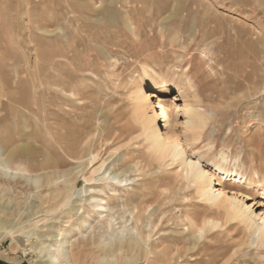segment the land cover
<instances>
[{
    "label": "rangeland",
    "instance_id": "1",
    "mask_svg": "<svg viewBox=\"0 0 264 264\" xmlns=\"http://www.w3.org/2000/svg\"><path fill=\"white\" fill-rule=\"evenodd\" d=\"M159 102L174 117L168 129ZM189 102L208 122L188 155L207 163L226 153L228 168L247 181L216 175V189L264 210V0H0V167L10 159L26 169L0 172V264H146L139 246L134 259L110 257L123 219L116 215L104 231L98 212L84 213L88 188L98 199L112 196L100 178L119 173L110 169L123 157L140 167L124 176L128 184L136 176L169 197L152 215L150 234L138 223L144 236L160 242L189 225L181 220L186 211L209 214L181 182L180 167L150 154L139 114L157 111L160 131L180 133L185 147L177 111ZM95 129L107 141L87 176L102 168L86 183L84 136ZM148 206L149 214L157 202ZM207 236L222 254L217 264H264V247L241 225ZM186 263L192 258L179 262Z\"/></svg>",
    "mask_w": 264,
    "mask_h": 264
},
{
    "label": "bare ground",
    "instance_id": "2",
    "mask_svg": "<svg viewBox=\"0 0 264 264\" xmlns=\"http://www.w3.org/2000/svg\"><path fill=\"white\" fill-rule=\"evenodd\" d=\"M165 83L166 81H163L164 85H162V88H165ZM146 97L142 96V102L146 100ZM159 105L161 109V116L164 118L167 129L174 126V117H172L167 107L162 102H159ZM141 112L139 114L142 118L141 124L144 128L143 130L145 138H143L147 143L146 147L150 154L154 156L157 162L168 161L169 163L167 165L177 164L180 167L178 176L181 182H185L187 184V189L194 188L192 191H195L199 201L196 205L206 208L210 211V213L200 216L195 211L191 214L185 210L187 213L183 214V219H181L188 220L189 222V225L185 226V229L184 227H180L182 229H179L177 228V225L175 229L172 230L170 235L164 234L160 238V242L152 240V238L150 239V236H144V231L139 232L138 230V223L141 222L143 224V228H146L145 230H148L150 234L156 224V221L151 218L152 215L162 209L164 200L169 199V197H167V195L165 197L164 194L166 192H156L155 189L147 187L146 183L148 182H140L136 176L129 178V181H131L132 184L133 182L136 184V186L132 187V192L120 191V187L131 184H128V178L124 177L127 172L137 173L140 170V167L136 163H133L135 160L132 161L127 157H123L117 161L115 160L113 164L110 163L112 164L110 171L116 170L119 171V173L111 176L112 172H109L107 173L108 175L105 174L100 178L101 181L106 182L107 187L113 191L112 196H110V198L107 200L98 199L96 196H94L96 190L91 187L94 185H90L91 188H88L85 191L90 192L89 196L91 204H89V207L84 208L85 214L98 212L101 215L104 231L108 228L112 229L114 227L112 220L116 215V217L123 219V231L119 232L121 235H117L116 238L118 241L116 245L117 251L110 255V257L117 256L121 259H134V250L137 246H139L144 253L142 254L141 258L146 264H161V262L163 264H179L180 260H185L189 257H191L193 261L191 264H217L220 261L218 256L222 254L217 252L219 249L213 250L211 249L213 248L212 246L206 245L207 243L205 240L208 237L207 234L210 232H217L224 226L229 225L230 227L234 224H238V226L241 225L244 232H246L248 235L255 236L254 238L257 240V245L261 246L260 248L264 247V210H261L259 213L254 212L253 207L250 205L248 206L246 201L240 198L235 191H227L223 185L221 188L216 189V186L219 185L215 182L216 175H220L222 179H229L238 183L243 182V180L247 181L245 180L246 175L238 172L237 169L232 170L234 168H228V165H230L231 161L229 156L224 152H221L219 156H216V158L208 161L207 163H203L201 158L202 155H198L196 153H194V155H188L187 153V151L193 146L192 144L196 143L202 138L203 130L208 122V114L206 115L204 112H202L197 103L194 104L189 102L184 105L182 110L178 109L177 115L179 113L184 114V128L182 130L184 131L183 138L186 140L184 147L180 140V137L182 136L180 133L170 135L168 131L165 132V134L160 131L159 127L157 126V111L154 112L152 116H148L147 113L143 111V109H141ZM105 141L107 140H104L100 129H95L90 132V134H86L84 136V182L86 183L90 182L94 177V173L100 171L102 168V165L98 168H95L91 175L87 176L89 169L97 161L102 160L101 154L103 145L106 143ZM105 161L106 159H104L102 162ZM21 162L22 161L20 160V163L13 165L10 159H5L1 162L0 172L7 174L10 172L13 173V170H26L21 166ZM173 181L168 185L171 186ZM186 184H184V187ZM103 191L104 190H102V193H104L106 190L104 192ZM259 192L263 197L264 187L260 189ZM168 196L170 195L168 194ZM150 200L157 202V207L148 214V201ZM172 202L170 203L172 204ZM126 214L131 217V225L133 224L132 226L130 225L131 227L128 226V222L125 220ZM87 239L88 237L86 239L84 238V241H87ZM163 243L164 245L165 243L169 244H166L161 250H159V247L163 245ZM173 244L176 245V248H173ZM85 253L86 252L84 251V261L86 262L87 255ZM79 254L81 253L77 252L75 256L78 257ZM55 258L57 259V256ZM223 264H229V260H226Z\"/></svg>",
    "mask_w": 264,
    "mask_h": 264
}]
</instances>
